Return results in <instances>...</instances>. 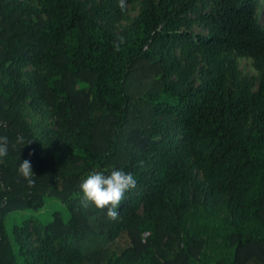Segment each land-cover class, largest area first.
I'll return each mask as SVG.
<instances>
[{
  "label": "trees",
  "instance_id": "1",
  "mask_svg": "<svg viewBox=\"0 0 264 264\" xmlns=\"http://www.w3.org/2000/svg\"><path fill=\"white\" fill-rule=\"evenodd\" d=\"M115 1L0 0V135L26 141L10 145L0 164L8 189L0 192L7 197L0 200V264H206L207 251L214 264H264L258 1L141 0L140 14L120 33L112 19L124 11ZM194 26L206 34H192ZM121 36L126 42L115 52ZM232 52L259 71L255 91H227ZM198 58L205 65L195 86ZM27 66L33 71L23 72ZM31 108L41 114L32 126ZM47 118L54 130L43 126ZM25 159L32 187L15 171ZM94 170L137 177L114 221L80 205L79 184ZM44 198L58 200L67 216L56 213L43 225L41 245L32 246V218L11 231L7 219L34 212ZM122 233L127 246L116 251ZM180 234L182 246L167 255L163 247Z\"/></svg>",
  "mask_w": 264,
  "mask_h": 264
},
{
  "label": "rangeland",
  "instance_id": "2",
  "mask_svg": "<svg viewBox=\"0 0 264 264\" xmlns=\"http://www.w3.org/2000/svg\"><path fill=\"white\" fill-rule=\"evenodd\" d=\"M259 5H260V24L262 25L264 29V0H257ZM99 2V0H97ZM116 7H118V0L115 1ZM141 11V0H130L128 2L127 0V7L123 12V15L120 19H112V25L114 28V31L116 33H120L124 31L125 29L129 28L130 25L133 23V21L138 17ZM113 12V11H112ZM191 33L196 35V34H206L205 29L194 26L193 28L190 29ZM175 55L177 57H180L182 54H180V50L176 49L175 50ZM230 59L235 63L236 66V72L233 73L230 71L228 73V82H227V91L232 95V96H238L243 90L244 87H249V89L253 92L256 90L257 85H258V80H259V71H257L252 63L251 60L239 56L236 53L232 52L229 55ZM184 58V57H183ZM183 64L189 65L187 61H185V58L182 59ZM205 63L201 61V59H197L196 63V69L195 73L192 75L190 78V81L193 82L195 86H198L202 79H203V73L201 70L204 68ZM33 71L31 66H27L23 69V72H31ZM172 79H177V77L173 76ZM81 86V83L79 84ZM30 107V106H29ZM29 115L26 117L28 123L32 126V123L34 120L40 121L41 119V114L37 112L35 109L31 108L28 110ZM43 126L47 127L49 130H54V126L51 122V118H47ZM194 176L199 180V181H204L203 175L200 171H194ZM142 209L139 208L138 210V215L140 217L142 216ZM56 213H59L60 216L65 218L67 216V213L65 212V209L63 205L56 199L54 198H44L43 202L39 205V208L35 210L34 212H25L23 214L21 213H14L13 215L9 216L7 219V227L8 230L11 231L12 227L15 225H20L21 222L23 221L22 219L27 218L30 216L32 218V221L30 222L31 225V244L32 246H39L41 245V241L44 239V233H43V225L49 223L54 219L53 217L55 216ZM172 240L170 241L169 244L165 245L163 248L165 250V253L167 255H171L172 251H177L178 246L180 244V247L182 246V243L184 241L183 234L177 235H172ZM127 246V235L126 233L120 234L113 242L112 248L116 251H119L122 248H125ZM207 261L206 264H214L217 256L215 252L213 251H207ZM158 260H160V256L157 257ZM88 264V263H87ZM198 264V263H194ZM204 264V263H203ZM250 264H261L256 261H252Z\"/></svg>",
  "mask_w": 264,
  "mask_h": 264
},
{
  "label": "clouds",
  "instance_id": "3",
  "mask_svg": "<svg viewBox=\"0 0 264 264\" xmlns=\"http://www.w3.org/2000/svg\"><path fill=\"white\" fill-rule=\"evenodd\" d=\"M118 7L124 11L127 7V0H118ZM125 42L124 37H118L113 42L114 51H121V46ZM25 142L23 135H17L15 143H11L7 135H0V164H3L8 157L10 145L13 148L21 147ZM15 171L20 178L26 181L29 187L35 185L30 159L19 162ZM137 183V177L130 172L112 170L109 174H105L94 170L87 174L86 178L79 184L80 205L84 208L93 206L97 210H105L106 217L114 221L118 218L116 211L118 205L125 198L126 193L136 189ZM7 191V187L0 184V192ZM0 200L6 202L7 197H0Z\"/></svg>",
  "mask_w": 264,
  "mask_h": 264
},
{
  "label": "built area",
  "instance_id": "4",
  "mask_svg": "<svg viewBox=\"0 0 264 264\" xmlns=\"http://www.w3.org/2000/svg\"><path fill=\"white\" fill-rule=\"evenodd\" d=\"M147 235H144V237H146Z\"/></svg>",
  "mask_w": 264,
  "mask_h": 264
}]
</instances>
